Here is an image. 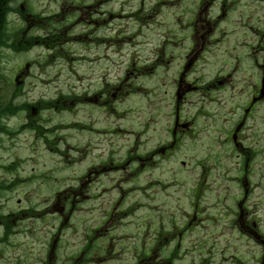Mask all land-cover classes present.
<instances>
[{
    "label": "rangeland",
    "instance_id": "rangeland-1",
    "mask_svg": "<svg viewBox=\"0 0 264 264\" xmlns=\"http://www.w3.org/2000/svg\"><path fill=\"white\" fill-rule=\"evenodd\" d=\"M222 11L215 33L213 29L208 31L209 20L213 22ZM14 12L52 18L57 35L49 50L43 43L19 52L0 50L5 57L0 61L3 76L15 77L16 66H22L24 72L17 79L23 80L24 95L16 103L32 104L36 110L28 106L31 110L26 111V121L40 125L36 141L32 133L18 135L19 143H25V147L18 145L21 159L10 167L8 178L20 180L7 198L11 205L19 198L25 213L21 219L11 220L14 230L10 243L15 246L0 249V264H23L25 253L31 258L29 264H35L33 259L43 252L42 244L54 237L60 239L52 258H60L70 249L59 247L79 241L88 225L90 230L101 225L105 216L101 209L112 204L103 208L102 203L110 199L109 194L103 195L107 192L103 186L96 188L103 196L87 199L73 197L68 191L80 187L82 182L78 178L89 165L84 160L69 161L66 142L70 130L64 128L69 121L79 124L72 129L74 147L89 141L104 144L103 134L94 133L93 128L102 130L111 125L123 132L114 140V144H127L122 152H134L136 146L143 152L163 145L170 138L173 119L174 105L169 96L172 73L189 50V34L195 23L203 25V34L209 40L200 60L214 62L216 66L239 62V66L247 68L263 57L256 47L259 36L255 30L264 29V0H0V20H10ZM37 34L42 37L44 32L39 30ZM159 58L170 60L169 75L161 79L146 73L134 78V67L139 63L154 65ZM25 64L29 65L24 70ZM235 73L243 74L244 70ZM15 85L11 84L10 89ZM70 89L74 95L97 92L98 103L89 107L81 103L69 116L65 106H57L56 98H65ZM186 101L179 107L181 117L193 121L197 108L194 97ZM227 105L221 109V101L217 100L206 108L222 112ZM20 116L16 113L10 122L16 124ZM263 122L264 103L250 115L248 125L255 128ZM191 126L185 140L191 148L179 149L174 158L160 165L155 162L152 170L136 175L124 161L100 178V183L110 184L109 191L113 187L125 190L116 209L117 219L112 225L108 219L102 224V229L116 231L119 241L117 260L103 264H130L135 253L137 264H264V170H253L256 182L246 198V209L259 224L244 228L239 234L230 226L231 214L228 215L235 190L225 179L231 174L226 173L231 165L230 169H235V160L227 156L215 163V170L204 180V192L195 190L198 169L193 163L203 154L206 165L213 153L226 150L227 146L223 136L215 134L223 144L212 153L202 146L204 134H195L197 123ZM247 135L252 132L247 131ZM47 139L52 143H47ZM13 142L17 143V139ZM131 142L133 145L129 146ZM134 158L132 155L131 159ZM180 160L185 164L180 165ZM258 163L264 165V152L254 166ZM218 174L223 176L217 177ZM128 180L135 181L138 189L131 188ZM21 192L22 197L13 194ZM120 196L113 195L114 199Z\"/></svg>",
    "mask_w": 264,
    "mask_h": 264
},
{
    "label": "flooded vegetation",
    "instance_id": "flooded-vegetation-1",
    "mask_svg": "<svg viewBox=\"0 0 264 264\" xmlns=\"http://www.w3.org/2000/svg\"><path fill=\"white\" fill-rule=\"evenodd\" d=\"M223 12H218L215 18H213V22L209 20L210 28L207 29L208 31L213 29L215 33V27L221 20ZM14 13V17L10 20H0V50L9 52L12 49L19 52L32 48L39 43H43L46 49L49 50L56 43L57 33L55 32L56 29L52 28V18L44 17L40 19L38 14ZM35 22L43 24L35 25ZM253 27L256 29L255 26ZM39 30L44 32L42 37L37 34ZM203 30H205L203 25L198 23H195L191 28L189 34L191 45L189 46V50L181 56L176 71L172 73L173 78L170 84L173 86L169 96L174 105L173 119L169 130L170 138L163 145L143 152L139 150V146H136L134 152H122V149L126 148L127 144H114V140L116 139V135L120 137L123 132L120 129L115 130V126L111 125L102 130L93 128L94 133L103 134L104 144L99 146L98 142L89 141L81 146L74 147L72 129L75 125L79 126V124H74L73 121L68 120L69 124H67V127H64L70 130L69 139L66 142V150H68L70 155V163L82 160L89 163L83 175L78 178L82 182L80 187L77 190L71 188L68 191H70L73 197L81 196L84 199H87L89 196L109 194L110 199L104 201L102 206L106 208L107 205L112 204L108 209H101L105 215L102 218V224L108 219V224L112 225L113 220L117 219L116 209L119 208L122 202V192H125V190L119 191L113 187L112 191H109L111 188L110 184L100 183L99 181H102L100 178L105 177L107 173L113 172L124 161H127L128 170L133 175H136L138 172H143L147 169L152 170L155 162H157V165H160L168 159L174 158L179 149L184 147L191 148L185 141L189 138L188 127L191 128L193 123H197L195 134L200 136L204 134L202 138L206 140L201 143L205 149H209L213 153L216 146L223 144L217 140L215 134H220L219 138L223 136L222 139L225 140L227 149L218 150L213 153V156L209 158L211 161L207 159L209 162L206 165L203 163V159L205 158L203 154L197 158L196 163H193L198 169V173L196 174L198 182L195 184V190L198 189L199 192H204V180L208 176H211V171L215 170L213 166L228 156L230 159L235 160V169L231 170L230 168H233V165H231L226 171V173L231 174L229 176L225 175L227 177H225L226 181L235 190L231 194L232 196L230 195L228 206V215L231 214V216L229 215L230 226L236 228L239 234L244 228L258 226L259 221L246 209V198L250 187L256 182L252 176L253 170L254 172L256 169L258 171L264 170V165L260 166V163H258L257 167L254 166L260 155L264 152V122L261 126L253 128L248 125V120L250 115L264 103V29L255 30L259 36L256 47L262 52L263 57L252 61L251 66L247 68L239 66V62L233 64L221 63L222 65L216 66L214 62L200 60L207 51L206 44L209 43L205 33L203 34ZM192 35H194L195 39H193ZM201 36L202 40L199 41ZM169 44L170 42L167 44L163 43L160 49L166 48ZM18 46L22 47L21 50H19ZM3 59L5 57L0 54V61H3ZM28 65H24V70L28 68ZM140 65L141 63H139L138 67H134V78L146 73L157 75L161 79L164 75H169L170 60H161L159 58L154 65ZM239 69L244 70V73H235ZM16 70H18L17 75L10 77L8 74L3 76V70L0 68V249L15 246L14 243H10V236L14 230L11 220L15 218L21 219L23 213H25L22 210L19 198L15 199L12 205L10 204L11 201L9 202L7 198L9 193H12L11 188L15 192L14 187L18 183V180H20L14 176L11 179L8 178L9 172H11L10 167L16 165L21 159V154L17 151L18 145L20 144L21 147H25V143L21 141L19 143L18 138L20 137L18 135L29 132L32 133L33 140L36 141L38 140V130L40 127V125L31 123V121H26V111L28 109L31 110L28 106L33 108L32 104H28L27 102L16 103V99L24 95L23 80L17 79L24 71L21 65L16 66ZM249 70H251V73H249ZM190 76H193V78ZM250 79H253V81L250 82ZM11 84H16L13 90L10 89ZM95 91H98V89ZM191 97H194V104L197 106L193 121L184 120L181 117V110L179 109L180 105ZM11 99H15V102H11ZM217 100L221 101V109L229 102H232V105H227L229 108L226 114L230 113L228 117L225 114L227 107L222 112L210 111L206 108L207 104ZM56 102L57 106H65L67 115L70 116L74 113L75 107L81 103H84L88 107L91 104L98 103V93L94 92L90 94V92H83L74 95L72 89H70L65 94V98L60 95L59 98H56ZM63 102L65 105H62ZM101 105L105 110L106 100L101 101ZM87 112L91 113L92 109L88 108ZM16 113L21 116L18 122L14 124L10 121ZM200 117L203 118L200 119ZM247 131H251L252 135L248 136ZM16 139L17 143L13 142ZM23 139H25V136ZM47 143L51 144L52 141L47 139ZM132 145L133 142L129 146ZM46 148L52 149L51 147ZM197 150H199V146L196 148ZM132 155L135 156L134 159H131ZM147 162H151V164L149 165ZM179 164L184 165L185 161L180 160ZM220 175L223 176V174H218L217 177ZM112 181L114 184V180ZM128 181L131 182V188L138 189L135 181ZM99 186H103L107 192L105 191L101 195V191L98 192L96 189ZM119 186L117 187L120 188ZM34 192H38V190ZM55 192L59 194L57 190ZM3 194L7 195L3 196ZM13 194L14 196L19 194V197L24 196L22 192ZM114 194L117 197L121 196L114 199ZM102 224L97 225L93 230H90L88 225L85 235L79 241L62 244L59 249L64 250L66 248L70 249V251L61 254L58 259L55 258L53 260L52 252L58 249L57 245L60 237H54L52 240L46 239L47 243L42 244L43 252L33 259L34 263L51 264L50 262L54 261L53 264H103V262L117 260L119 252L117 233L109 229V227L102 229ZM60 230L61 228H58V231ZM243 233L245 234V230ZM27 256L28 254L25 253V262L23 264L30 263L31 258ZM18 257L20 260L19 255ZM136 257L135 253L133 255V262L130 264H137Z\"/></svg>",
    "mask_w": 264,
    "mask_h": 264
},
{
    "label": "bare ground",
    "instance_id": "bare-ground-1",
    "mask_svg": "<svg viewBox=\"0 0 264 264\" xmlns=\"http://www.w3.org/2000/svg\"><path fill=\"white\" fill-rule=\"evenodd\" d=\"M124 4H126V2Z\"/></svg>",
    "mask_w": 264,
    "mask_h": 264
}]
</instances>
